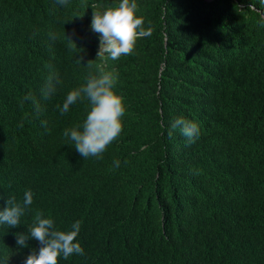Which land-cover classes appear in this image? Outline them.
<instances>
[{"label": "trees", "instance_id": "trees-1", "mask_svg": "<svg viewBox=\"0 0 264 264\" xmlns=\"http://www.w3.org/2000/svg\"><path fill=\"white\" fill-rule=\"evenodd\" d=\"M119 2L0 0V211L33 192L21 224L0 226V264L41 246L16 245L37 211L61 231L81 222L84 255L58 264H264V3L136 0L152 35L97 59L92 12ZM101 71L116 77L122 131L82 159L63 132L87 101L60 108ZM50 74L61 83L45 99ZM181 117L199 127L192 144L171 129Z\"/></svg>", "mask_w": 264, "mask_h": 264}, {"label": "clouds", "instance_id": "clouds-1", "mask_svg": "<svg viewBox=\"0 0 264 264\" xmlns=\"http://www.w3.org/2000/svg\"><path fill=\"white\" fill-rule=\"evenodd\" d=\"M55 3L64 7L68 5L69 0H55ZM136 9V0H120L118 6L103 13L92 12L90 28L99 34L100 42L97 59H102L105 54L111 60L131 55L138 39L152 35L151 27L145 29L143 18H137ZM52 39H55V36ZM67 39L74 43L70 38ZM82 60L84 56L80 55L77 63H81ZM92 63L93 61L89 60L86 66L90 67ZM115 82L116 77L112 73L103 71L99 75L89 73L83 85L66 95L60 108V114L64 115L71 105L78 101H87V114L83 123L63 132L64 137L74 143L75 151L82 159L90 157L102 159V154L122 131L121 117L125 113V108L122 99L113 91ZM59 83L61 81L58 76L49 75L41 90L45 99L55 94ZM23 99L32 100L36 112L40 111L39 104L31 93ZM171 129H179L188 144L199 138L198 125L182 117L174 120ZM172 135L173 132L169 130L168 136ZM113 163L115 167H119V161ZM6 203L7 207L0 211V226L16 228L21 224V218L31 211L33 192L25 190L22 202H18L15 196H9ZM80 231L79 220L71 224L70 230L61 231L57 229L53 219L45 218L42 212L37 211L27 232L16 234V245L19 249L26 248L29 239H34L41 245L27 255L24 264H58V257L62 256L67 260L72 255H84V249L77 240Z\"/></svg>", "mask_w": 264, "mask_h": 264}]
</instances>
